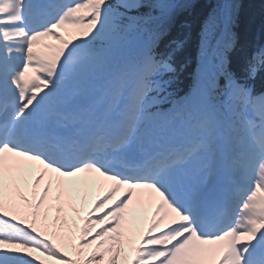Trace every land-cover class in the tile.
Returning a JSON list of instances; mask_svg holds the SVG:
<instances>
[{
	"label": "snow or ice",
	"instance_id": "1",
	"mask_svg": "<svg viewBox=\"0 0 264 264\" xmlns=\"http://www.w3.org/2000/svg\"><path fill=\"white\" fill-rule=\"evenodd\" d=\"M188 6L152 0L142 19ZM142 7L0 0V264H264V92L248 83L264 47L230 71L225 0L199 49L219 59L223 96L164 109L183 41L158 53L155 34L132 36Z\"/></svg>",
	"mask_w": 264,
	"mask_h": 264
},
{
	"label": "trees",
	"instance_id": "2",
	"mask_svg": "<svg viewBox=\"0 0 264 264\" xmlns=\"http://www.w3.org/2000/svg\"><path fill=\"white\" fill-rule=\"evenodd\" d=\"M145 7L128 13L129 21L141 22L142 15L148 13V5L152 0H143ZM225 0H183L182 4L189 6L183 8L175 15V21L170 24L169 34L162 39L164 46L171 39L184 40L182 48L177 54V60L184 66V74L192 68L198 37L202 31L208 15ZM238 6L234 23L230 26L235 35V47L231 55V67L234 70H244L246 62L250 59L252 49L258 42L264 41V0H230ZM187 36V38H186ZM183 76H181L182 78ZM182 82V81H181Z\"/></svg>",
	"mask_w": 264,
	"mask_h": 264
},
{
	"label": "bare ground",
	"instance_id": "3",
	"mask_svg": "<svg viewBox=\"0 0 264 264\" xmlns=\"http://www.w3.org/2000/svg\"><path fill=\"white\" fill-rule=\"evenodd\" d=\"M162 24H164V23H162Z\"/></svg>",
	"mask_w": 264,
	"mask_h": 264
}]
</instances>
